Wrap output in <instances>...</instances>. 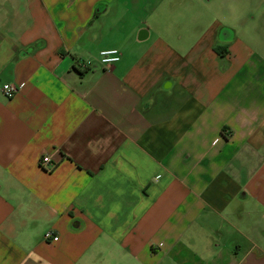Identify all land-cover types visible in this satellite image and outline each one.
Wrapping results in <instances>:
<instances>
[{"label": "crops", "instance_id": "crops-1", "mask_svg": "<svg viewBox=\"0 0 264 264\" xmlns=\"http://www.w3.org/2000/svg\"><path fill=\"white\" fill-rule=\"evenodd\" d=\"M0 264H264V0H0Z\"/></svg>", "mask_w": 264, "mask_h": 264}, {"label": "built area", "instance_id": "built-area-1", "mask_svg": "<svg viewBox=\"0 0 264 264\" xmlns=\"http://www.w3.org/2000/svg\"><path fill=\"white\" fill-rule=\"evenodd\" d=\"M120 52L116 49H107V50H101L98 53V61L100 64L104 66H111L115 63H117L120 60ZM24 86V83L20 84H7L3 87L2 91L6 98L10 99L12 98L21 88ZM41 165L48 164L49 163V157L43 156L40 161ZM45 241H57V236H55L52 232H47L44 236Z\"/></svg>", "mask_w": 264, "mask_h": 264}, {"label": "rangeland", "instance_id": "rangeland-1", "mask_svg": "<svg viewBox=\"0 0 264 264\" xmlns=\"http://www.w3.org/2000/svg\"><path fill=\"white\" fill-rule=\"evenodd\" d=\"M226 12L228 13L229 12V9H226Z\"/></svg>", "mask_w": 264, "mask_h": 264}]
</instances>
